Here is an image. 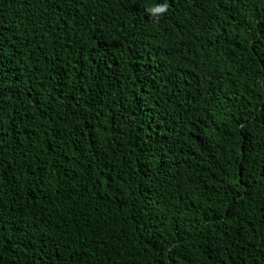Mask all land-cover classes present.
<instances>
[{
    "label": "trees",
    "instance_id": "1",
    "mask_svg": "<svg viewBox=\"0 0 264 264\" xmlns=\"http://www.w3.org/2000/svg\"><path fill=\"white\" fill-rule=\"evenodd\" d=\"M0 0V264H264V0Z\"/></svg>",
    "mask_w": 264,
    "mask_h": 264
},
{
    "label": "clouds",
    "instance_id": "2",
    "mask_svg": "<svg viewBox=\"0 0 264 264\" xmlns=\"http://www.w3.org/2000/svg\"><path fill=\"white\" fill-rule=\"evenodd\" d=\"M167 8V0H165L164 4L156 5L151 7L148 11L151 15H158L166 11Z\"/></svg>",
    "mask_w": 264,
    "mask_h": 264
}]
</instances>
